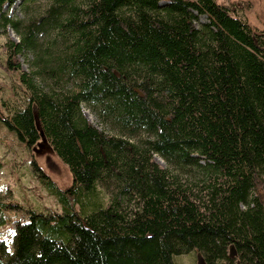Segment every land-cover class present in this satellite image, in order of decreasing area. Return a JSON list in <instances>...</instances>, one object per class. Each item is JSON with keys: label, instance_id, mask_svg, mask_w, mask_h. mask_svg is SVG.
Here are the masks:
<instances>
[{"label": "trees", "instance_id": "obj_1", "mask_svg": "<svg viewBox=\"0 0 264 264\" xmlns=\"http://www.w3.org/2000/svg\"><path fill=\"white\" fill-rule=\"evenodd\" d=\"M163 1L52 0L22 33L0 0V34L21 36L6 69L27 94L0 120L73 176L61 191L34 163L63 213L16 222L0 264H264V36L217 0ZM20 209L0 193V227Z\"/></svg>", "mask_w": 264, "mask_h": 264}, {"label": "rangeland", "instance_id": "obj_2", "mask_svg": "<svg viewBox=\"0 0 264 264\" xmlns=\"http://www.w3.org/2000/svg\"><path fill=\"white\" fill-rule=\"evenodd\" d=\"M163 1V0H162ZM52 0H13L6 5L4 13L14 23H18L21 32L32 22L44 20V13ZM164 2V1H163ZM221 5L230 7L236 17L242 18L251 28L264 36V0H217ZM201 23L207 22L202 16ZM3 30H1L2 32ZM50 34V35H49ZM54 32L39 34L37 43L44 45L49 38L54 39ZM21 36L12 27L6 34H0V113L6 117L12 108L24 107L27 96L25 87L20 82L18 72L6 69L7 43H19ZM36 56L31 51H25L18 57L23 71L29 74L37 72L35 67ZM36 82H41L35 77ZM88 120L97 128H105L89 109L84 110ZM0 162L3 164L0 178L1 199L6 203H14L21 207L20 210H11L7 217L8 222L0 227V244H5V249L13 252L15 224L29 221V212H51L62 214V206L57 198L51 195L48 188L41 182L34 171L36 163L61 191H66L73 186V176L68 166L54 153L51 145L45 140L33 148L20 142L15 133L9 131L0 120ZM165 167V163H160ZM177 264H204L201 255L192 252L178 256Z\"/></svg>", "mask_w": 264, "mask_h": 264}, {"label": "bare ground", "instance_id": "obj_3", "mask_svg": "<svg viewBox=\"0 0 264 264\" xmlns=\"http://www.w3.org/2000/svg\"><path fill=\"white\" fill-rule=\"evenodd\" d=\"M22 0H18V2H21ZM160 163H162V162H160Z\"/></svg>", "mask_w": 264, "mask_h": 264}, {"label": "water", "instance_id": "obj_4", "mask_svg": "<svg viewBox=\"0 0 264 264\" xmlns=\"http://www.w3.org/2000/svg\"><path fill=\"white\" fill-rule=\"evenodd\" d=\"M160 162V161H159Z\"/></svg>", "mask_w": 264, "mask_h": 264}]
</instances>
